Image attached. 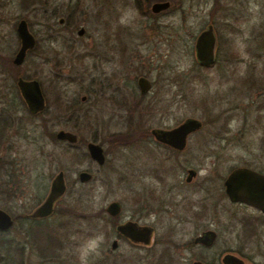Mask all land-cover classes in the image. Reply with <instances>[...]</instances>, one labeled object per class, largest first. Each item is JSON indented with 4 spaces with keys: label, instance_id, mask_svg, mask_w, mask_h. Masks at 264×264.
<instances>
[{
    "label": "flooded vegetation",
    "instance_id": "1",
    "mask_svg": "<svg viewBox=\"0 0 264 264\" xmlns=\"http://www.w3.org/2000/svg\"><path fill=\"white\" fill-rule=\"evenodd\" d=\"M20 1L24 9L40 14L42 27L40 35H36L27 20L20 18L11 29L12 43L3 47L1 42L6 34L0 36V209L12 221L11 226L0 233H14L8 238L12 248L17 235L24 236L22 251L15 255L23 260L26 243L32 249L36 246L40 255L39 246L44 244L45 235L52 230L56 234L60 232L62 222L55 226L47 222L56 211L58 215L70 218L64 224L72 229L73 202L57 209L70 191L67 166L58 167L54 175H50L49 184L45 183L47 142L58 146V150L49 154L52 162L77 165L88 158L103 167L108 163L110 152L143 140L150 142L151 136L156 144L167 150L183 151L189 137L203 130L207 121L186 117L167 127L153 123L158 119L157 105L163 91L170 90V106H184L191 81L189 68L183 71L181 81L176 76L163 75L172 66L169 58L174 41L173 0H103L101 40L95 39L94 35L86 36L83 26H73L82 11L79 0H70L64 5L60 0H35L26 7L24 1ZM164 2L168 5L154 10L155 4ZM216 2L213 11L208 12V19H203L205 25L198 33L187 28L182 38L184 51L187 55L192 51L194 63L203 72L222 66L226 72L236 74V55L230 47L223 51L224 47L230 46L231 31L227 30L229 25L225 26L221 18H217L220 0ZM182 12L185 23V8ZM22 19L27 22L34 44L20 54L22 41L17 25ZM71 26L70 33L76 28V36L62 38L63 29L67 31ZM85 36L88 38L86 44H78L75 40ZM60 40L61 44L55 43ZM31 55L33 66H37L34 58L38 60L37 70L28 65ZM67 59H72L76 67L66 68ZM30 82H36L38 87V109L32 103L33 108H30L25 98L30 89L26 84ZM71 84L75 85L76 93L67 95L66 87ZM220 88L208 95H214L215 121L220 123L213 135L214 141L224 147L232 139L236 140L238 132L246 127L245 118L237 114L240 105L231 97L232 94L236 96L231 93L236 89V81L224 91ZM246 105H254L258 114L264 112V92H257L256 98L242 107ZM165 112L167 110L160 116L167 114ZM99 116L108 125L101 123ZM189 118L198 119L201 125L188 134L183 150L160 142L152 133L158 129L171 130ZM113 120L116 123L110 125ZM86 127L88 137L82 135L87 131L84 130ZM102 129H106L107 134L102 135ZM62 132L74 135L75 140L59 137ZM89 143L102 148V164L90 156ZM30 146L34 147L32 151L37 159H29ZM189 161L192 159L155 160L146 169L148 175L137 172L138 169L132 171L131 176L137 177L138 183L136 194L132 196L136 209L133 217L124 215L121 200H112L106 205L103 212L115 229L110 250L122 251L126 244L135 251L129 252V257L120 251V264L127 261L130 264H264V159H197L194 164ZM174 169L182 170L175 181L170 176ZM243 170L246 172H237ZM82 172L91 174L89 180H80ZM60 173L65 189L54 200L51 213L33 216L50 194L52 183ZM123 176L126 178L128 174ZM92 178V170L81 169L72 184L86 183ZM143 178L150 181L142 182ZM178 187L182 188V194L175 189ZM237 194L250 195L243 200L236 198ZM113 202L118 203L119 210L111 215L107 208ZM128 222H133L140 231L146 229L148 235L133 241L119 233L117 226ZM180 224L182 236H177L175 231ZM113 241L117 242L115 247H112ZM60 252H55L56 260Z\"/></svg>",
    "mask_w": 264,
    "mask_h": 264
},
{
    "label": "rangeland",
    "instance_id": "2",
    "mask_svg": "<svg viewBox=\"0 0 264 264\" xmlns=\"http://www.w3.org/2000/svg\"><path fill=\"white\" fill-rule=\"evenodd\" d=\"M55 1V0H54ZM53 1V3H54ZM62 5L70 0H60ZM74 1V0H73ZM103 0H79L81 12L76 16L74 27L79 28L83 26L86 30V36H93L95 39L101 40L102 29V11ZM52 3V4H53ZM220 9L216 12L217 18L223 21L227 30L231 31L230 39L228 42L230 46L224 47L236 55L237 68L236 74L226 72L224 67L212 68L209 71L203 72L194 63L193 53L190 55L185 54L183 46V35L185 36L187 28H191L193 33H198L200 28L205 25L203 19H208V12L213 11V7L217 5L216 0H173V16H172V31H173V48L172 55L169 61L172 66L170 70H166L163 75L178 77L181 81L184 76V70L189 68L191 71V81L189 83L188 96L185 99L184 106L175 107L170 106V90H164L160 96V102L157 105V120L156 125L167 127L171 123L181 121L186 117H195L200 120L206 119L205 128L201 131L193 133L188 140V144L183 151H170L160 145L156 144L153 137L149 139L150 142L145 140L137 142L136 144L123 148L116 149L108 154V163L99 167L90 159H86L77 165H70L69 163L50 160L49 154L58 150V146L53 143H46V157H45V183L49 184L50 175H54L58 167L67 166L69 182L68 190L64 197L61 199V205L57 209H61L69 202H76L79 195L83 201L78 209H85L87 215L90 216L88 220H78L72 217V229L82 230L73 235L66 241V247L60 252L59 259L54 257L50 262L46 260L45 263L50 264H120L119 254L121 252H129L133 254L135 251L128 247L126 244L123 250L111 251L110 241L114 238V226L106 218V212L99 213L104 210L106 205L112 200H121L124 204L126 216L133 217L136 209L132 196L136 194V178L131 176L132 171L138 169L137 172L145 173L148 167L153 165L154 161H161V159H192L189 164L197 163V159H264V112L258 114L254 105L250 104V99L256 98L257 92H264V0H220ZM33 8V7H32ZM183 8H185L187 19L184 23ZM189 12V13H187ZM63 13V10H62ZM61 13V14H62ZM60 14V13H59ZM40 14L34 13L31 9H24L21 6L20 0H0V36H3L1 42L3 47L12 43L11 29L16 27L20 18L27 20L29 28L36 35H40ZM203 22V24H202ZM73 26L66 28L62 31V38H69L71 35L76 36V28L73 32ZM98 33V36H97ZM86 36L82 39L74 38L78 44L88 43ZM5 39H7L5 41ZM97 41V40H96ZM56 44H61L55 42ZM10 49V47H9ZM6 54L9 51L5 52ZM31 59V61H30ZM33 55L30 56L28 65L37 70L38 60L34 58L37 66H33ZM66 68L71 65L76 67V63L67 59ZM32 71V69H30ZM184 71V72H183ZM158 74V71H157ZM235 77V79H231ZM236 81V89L231 93L232 101H236L239 106L237 111L238 117L245 118V127L243 131H239L236 140L232 139L230 144L220 147L216 145L213 135L218 129L220 123L216 122L217 109L214 105L215 100L213 93L219 90L224 91L227 86ZM74 84L66 87L67 95L76 93ZM252 106V107H251ZM243 108V110H242ZM167 110V114L163 117L160 114ZM243 113V114H242ZM107 119V116H104ZM261 118V121H257ZM101 123L108 125V122H103L102 116ZM215 121V122H214ZM115 120L109 124H115ZM240 121L238 120V127ZM113 128V127H111ZM87 127L84 129L86 130ZM101 134H107L106 129L101 130ZM84 137L89 136V131H83ZM33 146H30L29 159H37ZM118 157V159H117ZM162 163V162H161ZM166 165H172L167 163ZM174 166L178 164H173ZM81 169H90L93 171V178L86 183L72 184L73 178L77 180V172ZM129 172H131L129 174ZM182 172L181 169H174L173 175H170L174 181L177 178V173ZM76 173V174H75ZM125 173L128 177L123 176ZM146 175L147 172L145 173ZM50 177V178H49ZM124 177V180L121 178ZM150 181L149 178L142 180V182ZM71 184V185H70ZM179 194H182L181 187L175 188ZM72 199V200H71ZM53 215L47 222L48 225H58L60 222L64 223L69 221L70 218L58 215ZM75 219V220H74ZM113 227V228H112ZM182 225L180 224L175 231V235L182 236ZM14 233H7L4 235L6 238L12 237ZM1 237V235H0ZM24 237V236H23ZM21 235H17L14 239V247H11V258L9 264H20L22 259L17 258L15 255L21 252L22 243L25 241ZM20 245L18 246V244ZM17 244V245H16ZM22 250V249H21ZM121 251V252H120ZM134 251V252H133ZM25 256H23V264H44L45 258L42 254L39 255L38 249L35 246L31 248L30 244L25 245ZM3 254V253H1ZM48 261V262H47ZM128 263V261L126 262Z\"/></svg>",
    "mask_w": 264,
    "mask_h": 264
},
{
    "label": "water",
    "instance_id": "3",
    "mask_svg": "<svg viewBox=\"0 0 264 264\" xmlns=\"http://www.w3.org/2000/svg\"><path fill=\"white\" fill-rule=\"evenodd\" d=\"M167 5H168L167 2L157 3L153 6V8L154 10H159L160 8H163ZM17 29H18V33L22 41V45H21V49L19 53L23 54L27 48H30L31 46H33L34 39H33V36L30 34V32L28 31L27 22L24 19L19 21L17 25ZM26 85H28V87L30 88L26 92V96H25V98L29 102L30 108H33V106L35 109L40 108V102L38 98L40 97V94H39L36 82H30L29 84H26ZM31 103L33 104V106L31 105ZM200 125L201 123L198 119L189 118L185 120L183 123H181L179 126L171 130H159L158 129V130H153L152 133L154 134L156 139L159 140L160 142L168 144L172 146L173 148H175L176 150H183L186 146L188 134L198 129ZM58 136L62 138H68L71 141L75 140L74 135H71L65 132L60 133ZM87 150L90 156L94 158L99 164H102L104 162V155L102 152V148L98 144L89 143L87 145ZM237 172H246V170L237 171ZM90 177H91V174L86 173V172H82L79 175V178L82 182L89 180ZM64 189H65V186L63 183L62 174L60 173L55 177L48 197L40 205V207H38L33 212L32 215L39 216V217L49 215L52 211V205H53L54 200H56L62 195V193L64 192ZM249 195L244 197L243 195L237 194L236 198H241L243 200H246ZM247 201H249V199ZM118 210H119V205L117 202L111 203L107 208V211L111 215L116 214ZM11 224H12V221H11L10 216L5 211L0 209V230H6L7 228L11 226ZM140 230L141 229H139L133 222H128L124 225L117 226V231L119 233H122L123 235L129 237L133 241H138L140 236L148 235V233L146 232V229H142V231ZM116 245H117V242L113 241L112 247H115Z\"/></svg>",
    "mask_w": 264,
    "mask_h": 264
},
{
    "label": "trees",
    "instance_id": "4",
    "mask_svg": "<svg viewBox=\"0 0 264 264\" xmlns=\"http://www.w3.org/2000/svg\"><path fill=\"white\" fill-rule=\"evenodd\" d=\"M23 1H24V7L31 6V4L35 3L34 2L35 0H23ZM37 2H39V0H37ZM82 203L83 201L81 199V196L79 195L78 199H76V202H74V205H75L74 218L78 220H88L90 219L89 217L92 215L91 214L90 216L87 215L86 213L87 211H85V209H80V208L78 209V207L81 206ZM99 213H103V210H100ZM60 227H61V230L57 234H56V231L54 230L47 233L44 238V244L42 246H39V250L45 258L44 264H50V263H45L46 260L50 262L55 257V252L62 251L66 247V241L68 240V238L71 236V234L73 235L74 230L71 229L69 225H65L63 223L60 225ZM81 232L82 230L77 229L75 233L79 234ZM0 235H1L0 237V264H9L8 260H9V254L11 252L10 241L8 238L4 236L5 233H0ZM20 251L22 250L20 249ZM20 264H23L22 260Z\"/></svg>",
    "mask_w": 264,
    "mask_h": 264
}]
</instances>
